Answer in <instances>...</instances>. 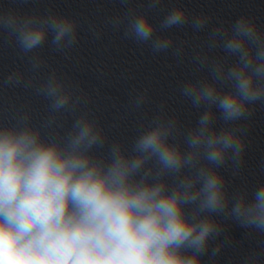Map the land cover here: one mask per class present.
I'll return each mask as SVG.
<instances>
[{"label": "clouds", "instance_id": "1", "mask_svg": "<svg viewBox=\"0 0 264 264\" xmlns=\"http://www.w3.org/2000/svg\"><path fill=\"white\" fill-rule=\"evenodd\" d=\"M161 3L148 0L147 7ZM190 16L185 7H173L157 26L148 12L128 8L107 23L124 25L125 37L160 53L173 46L168 30L190 24L202 32L211 19ZM78 27L71 16L51 11L0 10V30L32 72L26 78L13 71L0 85L34 87L50 101L40 126L27 111L0 124V264H202L224 231L220 216L264 235V184L230 193L220 171L231 162L238 174L247 146V128L239 122L264 105V29L246 16L214 26L193 56L208 77L179 87L198 112L195 125L185 129L161 105L127 144L109 141L90 111L76 115L86 94L55 71L33 83L46 65L36 53L49 34L55 50L64 52L78 43ZM217 49L223 57L210 55ZM147 101L146 90L132 98L137 109ZM64 114L72 117L66 130L59 122ZM105 145L107 151H98ZM243 264H264V247L251 250Z\"/></svg>", "mask_w": 264, "mask_h": 264}]
</instances>
